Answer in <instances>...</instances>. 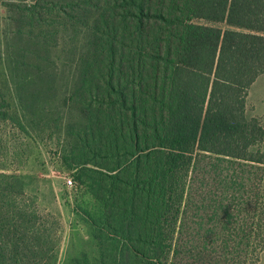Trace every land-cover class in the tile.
Returning <instances> with one entry per match:
<instances>
[{"label": "trees", "instance_id": "trees-1", "mask_svg": "<svg viewBox=\"0 0 264 264\" xmlns=\"http://www.w3.org/2000/svg\"><path fill=\"white\" fill-rule=\"evenodd\" d=\"M104 3L102 63L78 134L106 209L97 264H259L264 154L251 148L264 128L247 119L246 99L264 76V0ZM5 109L0 91V120ZM19 179L0 173L2 264L28 252L13 242L22 231L6 206L24 195Z\"/></svg>", "mask_w": 264, "mask_h": 264}, {"label": "rangeland", "instance_id": "rangeland-1", "mask_svg": "<svg viewBox=\"0 0 264 264\" xmlns=\"http://www.w3.org/2000/svg\"><path fill=\"white\" fill-rule=\"evenodd\" d=\"M104 1H1L0 91L6 116L0 120V173L18 174L24 193L6 204L18 212L12 224L22 231L13 242L28 249L17 258L13 254L18 264H74L83 258L97 264L100 257L95 226L106 209L91 179L100 170L78 134L86 125L80 103L102 63ZM71 2L72 7L62 6ZM18 8L41 14L33 19ZM17 19H23L20 32ZM246 117L264 128V76L248 90ZM251 152L264 154V141ZM3 208L0 203V217ZM4 245L2 237L0 249ZM32 252L38 257H28Z\"/></svg>", "mask_w": 264, "mask_h": 264}, {"label": "built area", "instance_id": "built-area-1", "mask_svg": "<svg viewBox=\"0 0 264 264\" xmlns=\"http://www.w3.org/2000/svg\"><path fill=\"white\" fill-rule=\"evenodd\" d=\"M67 184H68L69 186H72V185H73V180L70 179V178H68V179H67Z\"/></svg>", "mask_w": 264, "mask_h": 264}]
</instances>
